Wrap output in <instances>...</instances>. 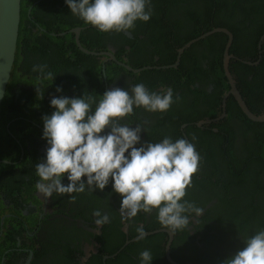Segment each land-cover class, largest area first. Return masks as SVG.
I'll return each mask as SVG.
<instances>
[{
    "label": "trees",
    "instance_id": "16d2710c",
    "mask_svg": "<svg viewBox=\"0 0 264 264\" xmlns=\"http://www.w3.org/2000/svg\"><path fill=\"white\" fill-rule=\"evenodd\" d=\"M48 1L39 0L32 6L30 10L32 20H30L26 16V11L31 2L21 0V20L15 61L11 79L0 107V159L9 160L8 163H0V171L7 174V179L15 187V191H21L20 185L27 183L20 172L17 174V171L15 172L12 168H19L27 174L32 171L35 163L43 161L42 155L36 153L38 150L36 146L39 145V140L42 138L40 137L42 136V117L51 115L54 111L50 106L53 96L63 95L77 98L84 94L85 96L91 95L98 100L99 95H102V86L99 87L101 79L98 73L101 64L98 61V56L80 51L74 42L73 33L57 34L87 24L74 17L69 11L64 13L56 9H49L52 6L45 7ZM184 2H176V5H179L171 8L173 17L167 22L172 23L174 27H162L169 44L179 47L213 27L222 26L233 34L231 53L252 62L258 59L257 43L264 33V0H184ZM162 3L163 6L157 4L158 11L166 13L169 8L163 1ZM187 6L190 8L188 9ZM44 14L52 17L54 21L42 19L41 16ZM167 18V14L163 19L159 15V22H166ZM36 23L43 30L39 26H35ZM150 29H154V27ZM102 34L106 33L95 31L87 25V28H83L80 33V40L85 47L93 50L95 49L94 45L100 42ZM226 40L225 33L215 32L193 43L189 52L188 49L183 52L177 67L151 70V75L154 72L160 77L147 78L145 85L148 88L162 92L164 90H158V87L167 85L172 87L173 93L183 86L187 89V92L181 89L179 96L175 94L173 96L175 102L185 100V109L178 107L174 102L167 112H152L157 123L168 126V122H170L173 128L170 137L173 140L182 136L179 130L181 123L192 122L197 120L196 117L204 119L206 117L203 116L206 115L217 116L220 114L222 93H225L229 88L222 69V50ZM206 44L209 51L205 52L202 45ZM262 44L261 48L264 50V40ZM175 46H170L167 49L170 51L171 57L159 59L158 64L174 63ZM197 46L202 49L201 57L209 59L206 61V67L202 66L200 58H198L199 61L195 58ZM35 65H46V71H50L55 76L54 80H42L41 73L33 70ZM130 65L139 67L142 64L134 60ZM110 66L114 73L118 70H125L118 64L113 63ZM229 67L250 110L257 114L262 113L264 111V52L257 65H248L231 59ZM130 74L135 75L132 72ZM89 78L94 83L93 91H89L87 88V79ZM196 81L210 82L213 88L207 92V84L204 89H198L194 84ZM17 84H21V86L13 90ZM57 87L62 88V92L58 93ZM188 93L192 95L193 99H188ZM94 107L95 105H93V109ZM11 119L14 120L11 121ZM231 121H235V124L229 125ZM7 122L9 123L8 127H6ZM212 126L219 127V131H214L212 128V131H208L211 135L209 137L193 136V133L189 132L191 127L184 128V133L192 141L198 142L199 148L196 151L201 157L198 166L200 169L192 177V192L187 201L194 207L202 209L203 212L200 217L195 216L196 224H192V220H189V225H193L195 229L192 236L189 234V227L177 231L174 235L175 238L170 247L171 256L179 263L226 264L228 258L245 247L243 242L245 238L264 229V204L260 203L261 198H257L258 203H254V198L237 202V198L233 195L237 191L243 195H249L262 189V184L260 185L259 182L251 186L242 184L241 177L246 175L249 169L248 165L251 163L259 165L253 164L252 169L259 172L264 170V122L249 119L230 95L226 101L225 118L217 123H212ZM193 131L195 132L196 129ZM207 139H214L215 143H210ZM230 144H237L236 155L231 152ZM208 146L211 147L209 152L205 151ZM20 147H23V153L30 157L18 161ZM214 148L217 150L214 151ZM207 166L217 174L216 180L210 179L211 174L202 172V169ZM6 169H10L11 172H6ZM220 182L222 183L219 189L211 190V185L216 187ZM29 188L26 189V192L30 191ZM213 199H216L217 202L209 208H205ZM220 209H223L224 218L226 217L229 221L227 230L230 231L226 232L227 235L222 233L221 236L210 233L211 230H218V223L224 219L221 214L219 217L217 216ZM191 214L195 215V213ZM210 220L217 221V225L216 223L210 224ZM148 224L143 226L145 231L163 227L159 223L149 224L150 226ZM178 233L186 246L183 252H180L178 248L180 242L176 240ZM136 234L135 229L132 235ZM3 236L7 237V233L3 232ZM120 238L118 246L124 240V237ZM166 239L167 233L165 232L152 233L146 235L143 240L129 243L122 251H126L130 257L148 250L154 264H171L164 257ZM196 239L200 245L196 244ZM4 242V245L0 244V248L10 247V240L5 238ZM9 255L10 252L6 254V257Z\"/></svg>",
    "mask_w": 264,
    "mask_h": 264
},
{
    "label": "clouds",
    "instance_id": "9594fccd",
    "mask_svg": "<svg viewBox=\"0 0 264 264\" xmlns=\"http://www.w3.org/2000/svg\"><path fill=\"white\" fill-rule=\"evenodd\" d=\"M151 2L65 0L73 16L104 33H129L137 21L148 22ZM46 68L35 65L33 70L41 73L42 80H54ZM56 91L62 92V88L57 87ZM99 96L97 100L84 94L77 98L61 95L50 100L54 111L42 117V139L48 147L44 160L35 168L39 194L45 200L53 193L68 194L74 201L72 193L103 191L111 180L112 190L121 196L122 222L140 212L155 211L159 224L172 235L188 229L191 213L199 216L203 212L184 199L201 160L195 145L183 138L173 141L168 136L160 142L142 143L141 133H147L146 128L140 123L135 127H130L131 122L122 123L134 114V107L167 112L175 102L173 90L150 92L140 83L127 90L112 88ZM65 174L66 185L62 183ZM93 216L97 217L94 222L98 228L110 223L109 216L100 210H94ZM136 232L138 241L146 238L142 225L137 226ZM243 242L245 247L228 258L226 264H264V229ZM152 260L148 250L139 255L140 264H152Z\"/></svg>",
    "mask_w": 264,
    "mask_h": 264
},
{
    "label": "flooded vegetation",
    "instance_id": "af4514ba",
    "mask_svg": "<svg viewBox=\"0 0 264 264\" xmlns=\"http://www.w3.org/2000/svg\"><path fill=\"white\" fill-rule=\"evenodd\" d=\"M29 1L31 2V4L29 3V7L26 11V16L30 20H32V17L30 16V10L32 6L39 0ZM162 1L169 8L166 13L158 11L159 7H157V4H161L163 6ZM176 2L185 3L184 0H152V15L150 20L148 22L137 21L135 27L129 32L131 36H128L127 32H109L106 34H102L100 42L97 45H94L95 49L93 50L99 52L107 51L114 55V59H111L107 54L93 55L98 56V61L101 64L98 76L101 79L99 87L102 86V94L107 90L117 87L127 90L131 86L140 83H142L150 92H157V89L148 88L145 85V82L147 78L153 79L154 77H160L159 74L154 72L151 75V70L153 69H164L162 67L165 65L158 64L159 59L171 57V53L167 49L170 46L175 45H171L167 42V38L163 28L174 27V25L167 22V20L172 19L173 16H171V8L172 6L173 8H175L177 7V5H179H176ZM49 6H52V8L49 9H56L64 13L68 11L70 12V9L65 4V0H49L48 4L45 7ZM187 7L188 9L190 8L189 6ZM166 14L168 17L166 19V22H159V15L163 19L166 18ZM41 17L42 19L49 20L50 22L54 21L52 17L46 14ZM35 26L40 27L38 23H36ZM150 26L154 27V29H150ZM81 27L87 28V25ZM90 27L95 31L97 30L92 26ZM40 29L43 30L42 27H40ZM261 37L263 38L261 39ZM263 40L264 33L262 34V36H260L256 49L259 50L257 54L260 59L261 54L264 52V50H262L261 48L263 45ZM79 41L81 42L80 36ZM186 43L179 45V47H174L176 53L175 61L177 59L179 49ZM82 46L84 45L82 44ZM190 46H185L183 52H185L187 49L189 52V50L191 49ZM202 47L205 52L209 51V47L207 46V44L202 45ZM196 52L197 55L195 58L197 60L198 58H200L203 63L202 66L206 67V61H208L209 59H204L201 57L202 49L200 46H197ZM223 52L224 46L222 50V56ZM118 53L120 54L118 55ZM240 59L242 58L237 57L235 60L241 61ZM134 60L137 61V63L142 64L139 67L150 66L151 68H144L141 71L136 72L135 75H131L130 72L132 71L128 70L125 66L118 63L119 61L130 65V63H132ZM255 61H253V63L255 64L251 63L248 65H257L259 63H256ZM113 63L122 66L123 68H125V70H118L114 73L110 66ZM137 77H139V79H137ZM194 84L198 87V89H204L208 84L206 86L207 92H209L213 88V85L210 82L206 83L203 81H196L194 82ZM19 86H21V84H17L16 87L13 88V90H15ZM87 88L89 91H93L94 83L91 82L90 78L87 79ZM168 88L172 89L171 86L164 85L163 87H158V90H165ZM181 89H184V91L187 92V89H185L183 86L174 91V94L179 96ZM228 90L229 88L226 90V92ZM188 94V99H193L192 95L190 93ZM222 94L224 95V93ZM222 98L220 102V114L223 112ZM184 101L185 100H178L174 104H177L178 107L185 109L186 106L184 104ZM220 114H218L217 116L213 115L214 117L212 115H206L203 116L206 117L204 119H200L202 117H196L197 120L181 123L179 126V130L182 133L181 138L193 143L196 150H198V142L192 141L190 137L184 133V128L191 127L189 132L193 133V136L209 137L211 135L208 133V131H212V128L214 129V131H219V127L214 128L212 126V123H217L219 120L225 118L224 115L222 118L216 119V117H218ZM208 119H210L209 122H203L199 124V122ZM13 120L14 119H11V121ZM127 122L132 123L130 127H135L136 123H140L146 128L147 133H141L142 143L160 142L165 136L170 137L173 130L170 122H168V126H163L160 123H157L156 119L152 116V112H147L142 107L137 108V112L136 107H134V114L127 117L125 121H122V123ZM234 122L235 121H231L229 125L235 124ZM8 124L9 123L7 122L6 127H8ZM193 129H196V131L194 132ZM41 130L43 131V126H41ZM107 131L108 129L106 128L105 132ZM181 138L178 136L176 140ZM207 141H209L210 143H215L214 139H207ZM39 142V145L36 146L38 149L36 153H38V155L41 154L44 160L48 145L42 138L39 140ZM236 146L237 144H230L231 152H233V154L235 155L237 154V150L235 149ZM213 150L215 151L217 150V148H214ZM205 151H211V147L208 146L207 148H205ZM25 157L28 158L30 157V155L24 154L22 147L20 149L18 161L23 158L25 159ZM39 162H42V160L38 161V163ZM36 164L37 163H35L32 167V171L27 174L23 173L21 170H19V168H12L13 170H15V172L17 171V174L20 172V175L27 183L26 185H20L22 188L21 191H15V187L12 186L11 182L7 179V174L0 171V244H5V238L11 241L10 247L4 248L3 246L0 248V264H140V253L131 255L129 257L128 253L126 251L123 252L122 250L129 243L137 240L136 237L138 234L132 235V233L135 232L137 226H144L148 223L150 225L159 223L157 221V214L155 211H153L151 214L140 212L135 218L126 222H122L119 212L121 205V196L112 190L111 180L109 185L106 186L103 191L96 189L94 192H91L86 189L85 192L80 194L72 193L71 195H74L76 197L74 201L70 200L68 194L58 195L56 193H53L50 199L45 200L43 196L39 194L38 190L35 187L37 181L39 180V177L36 175L35 171ZM253 164L259 166L256 163H251L248 165L249 169L246 175L241 177L242 184H248V186H251L259 182L260 185L262 184V189L260 191H254L249 195H243L240 191L235 192V194L233 195L237 198V202L254 198V203H258L257 198H261L260 203L264 204V196H262V194L264 193V170H262V172H259L252 169ZM7 171L11 172L10 169H6V172ZM202 172L211 174L210 179L213 181L217 178V174L212 170L211 167H204L202 169ZM66 175L67 174H65V178L62 180V183H64L65 185L68 183ZM193 175H195V173ZM221 183L222 182L217 184L216 187L214 185H211V190L219 189L221 187ZM29 186L31 187L29 188ZM28 188L30 189V191L26 192V189ZM231 188H234V186H231ZM191 192V187L187 188L186 196L184 197L185 200H187V198L191 195ZM252 194H254V196H252ZM215 202H217L216 199L209 201L205 208H209ZM94 210H100L102 214H107L110 218V223L103 225L102 228H98L94 222L95 219H97V217L93 216ZM220 214L224 218L223 209H220L217 212V216L219 217ZM195 216L196 215H191L189 217V220H192V224H196L197 222ZM197 217H200V215ZM213 223H216L217 225L218 222L210 220V224ZM228 224L229 221L225 217L222 222L218 223V230H211L210 233L220 234V236L222 235V233L224 235H227L226 232H230L227 230ZM188 227L190 230L189 234L192 236L195 232V229L193 228V225H189ZM3 232L7 233V237L3 236ZM178 234L179 235L176 237V240L180 241L178 243V248L180 252H183V250L186 249V246L184 245L180 233ZM121 236L124 237V240L123 243L118 246V242L120 241ZM174 238L175 236L173 237V240ZM196 244L200 245L197 242V239ZM120 251L122 252L120 253ZM9 252L10 255L6 257V254ZM152 264H154V262H152Z\"/></svg>",
    "mask_w": 264,
    "mask_h": 264
},
{
    "label": "water",
    "instance_id": "95a60500",
    "mask_svg": "<svg viewBox=\"0 0 264 264\" xmlns=\"http://www.w3.org/2000/svg\"><path fill=\"white\" fill-rule=\"evenodd\" d=\"M21 20V0H0V107L2 105V100L4 98V94L7 88V85L11 79V72H12V67L15 61V54H16V49H17V39H18V33H19V23ZM83 27L81 26H76L73 28H70L69 30L66 31H61L57 33L58 35H64L67 32H71L74 34L75 37V43L77 47L84 53L90 54V55H101V54H107L110 56L111 59H114V55L104 51V52H99L95 50H89L82 46L81 42L79 41V36L82 31ZM215 32H222L227 35V40L224 45V52L222 56V67H223V73L224 76L227 79V83L229 84V90L224 93L223 98H222V107H223V112L216 117V119L222 118L226 114V100L229 97V95L233 96L235 101L237 102L238 106L240 107L241 111L251 120L257 121V122H264V111L262 113H254L248 105L246 104L244 97H242L236 83L233 74L230 71V59L234 58L236 59L237 57L234 56V54L230 53V47L232 45L233 41V34L232 32L225 28V27H213L211 30L203 33L202 35L188 41L183 47H181L178 51V56L176 61L171 64V65H165L162 68H167V67H176L179 62H180V55L183 52V49L185 46H190L193 42L202 39L206 36H209ZM55 34V33H52ZM128 36H131L130 33H128ZM263 37H261L262 39ZM244 63L247 64H255L249 60H244L240 59ZM260 60V57H258V60L255 61L258 63ZM120 65L125 66L128 70L136 73L141 71L144 68H151L150 66H143V67H132L126 63L119 62ZM210 119L201 121L199 124L203 122H209ZM9 160L7 159H0V163H8ZM156 232H166L168 239L165 244V249H164V255L166 259L171 263V264H184V263H178L173 260V258L170 255V247L171 243L173 240L174 235L168 232L167 229H164L163 227L158 228L154 231H149L146 233L152 234ZM135 239V238H134ZM132 239V240H134ZM188 264H196V263H188Z\"/></svg>",
    "mask_w": 264,
    "mask_h": 264
}]
</instances>
